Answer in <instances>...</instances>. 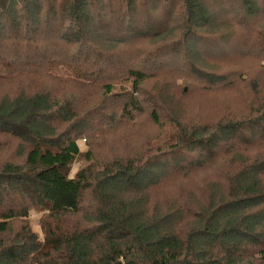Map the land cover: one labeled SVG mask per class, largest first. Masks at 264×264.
I'll list each match as a JSON object with an SVG mask.
<instances>
[{"label": "trees", "instance_id": "16d2710c", "mask_svg": "<svg viewBox=\"0 0 264 264\" xmlns=\"http://www.w3.org/2000/svg\"><path fill=\"white\" fill-rule=\"evenodd\" d=\"M172 32L178 40L170 51L162 45ZM141 39L152 48L125 55ZM232 50L255 51L264 63V0H0V81L9 79L11 87L0 98V137L25 144L23 163L0 161V264H264V156L235 152L234 172L223 178L226 184L212 185L207 203L163 209L150 197L171 170L208 166L223 150L251 143L249 130L264 139L259 79H252L257 106L248 116L199 126L176 119L175 143L144 163L114 158L75 175L76 130L58 133L56 125L75 123L76 96L52 95L42 84L22 87L23 76L48 65L68 71L76 88L94 83L109 94L105 74L120 67L133 78L122 111H139L135 93L149 76L146 67L165 55L177 71L211 85L232 86L235 77L239 85L243 72L214 67L215 58ZM152 118L159 123L155 110ZM87 193L88 226L65 227ZM29 204L56 223L44 242L23 228L6 245L8 223L27 218Z\"/></svg>", "mask_w": 264, "mask_h": 264}, {"label": "rangeland", "instance_id": "374dc122", "mask_svg": "<svg viewBox=\"0 0 264 264\" xmlns=\"http://www.w3.org/2000/svg\"><path fill=\"white\" fill-rule=\"evenodd\" d=\"M172 33L174 35L162 45V47H168L170 51L171 43L178 40L176 32ZM173 38L175 39L172 40ZM131 39L134 40V38ZM141 40L143 42L130 44L132 47L127 48L125 55L135 49L142 48L139 53L142 54L147 47L152 48L149 39ZM146 50L147 53L150 49ZM169 58L165 55L159 65L146 67L149 76L142 84L141 90L135 93L140 107H143L139 111L134 107L127 112L122 111L121 107L130 96L133 78L124 75L123 71L126 69L123 70L120 67L108 69L105 74L107 80H110L108 82L112 84V91L109 94L105 88L94 83H85L79 88L74 87L70 81V73L62 67L55 69L52 66L42 65L38 67L39 71L35 74L21 78L23 88L32 85L41 88L40 84H42V89L48 85L47 89L52 95L62 98L76 96L73 97V101L79 114L75 123L56 125L58 133L76 130L81 154L74 162L72 175L90 165L93 169L100 168L114 158L122 157L124 160L132 159L139 164H141L140 161L144 163L157 148H165L175 143L173 137L176 135V119L186 126H199L217 123L229 117L242 119L248 116L252 110L251 106H257L255 95H253L254 80L252 79L254 78L259 79L263 89L262 94H264V63L255 51L242 55L239 51L232 50L214 59L215 63H219L214 64V67L220 65L224 70L243 72L240 76V84H235L238 81L235 77L232 79L234 84L232 86L211 85L179 67L177 71L175 63H168ZM161 64L162 67H160ZM244 77L248 80H244ZM8 80L0 81V98L11 88ZM154 110L159 117V123L153 121ZM247 136L251 143L237 146L231 153H227V149L223 150L208 166L189 167L188 172L171 170L168 178L156 192L153 195L150 194L151 200L159 202L163 209L176 203L189 207L207 203L212 185L217 181L226 184L223 178L234 172L235 152H237L235 154H242L246 159L264 156V139L257 133L255 137V133L251 134L250 130ZM24 146L25 144L15 138L0 137V161L23 163ZM91 202V195L87 193L80 210L64 218L63 221L66 222L64 226L81 229L87 227L85 215L86 210L91 208L89 206ZM29 206V216L10 221L8 226L11 227V231L1 234L5 238L6 245L15 234H20L23 228L34 232L39 240L44 242L46 233L56 223V220L44 208L32 204ZM2 209L0 207L1 212ZM9 233L11 236H8Z\"/></svg>", "mask_w": 264, "mask_h": 264}]
</instances>
